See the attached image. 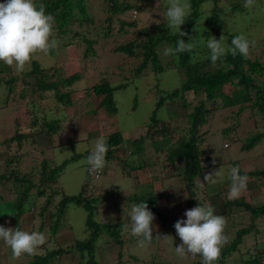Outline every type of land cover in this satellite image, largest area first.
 <instances>
[{
    "label": "rangeland",
    "instance_id": "374dc122",
    "mask_svg": "<svg viewBox=\"0 0 264 264\" xmlns=\"http://www.w3.org/2000/svg\"><path fill=\"white\" fill-rule=\"evenodd\" d=\"M129 1L138 3L142 7L141 17H138L140 13L138 10L132 9L129 16H124L126 20H120L122 19L121 16L118 17V14H114V12V19L110 23L111 29H108L109 22L106 17L109 12L102 7L105 0H90L91 6L87 0H84L88 4L87 9L91 13L96 29L92 27L89 32L86 31L85 26L80 29L84 33L94 34L93 38L96 41L95 45L98 51V54L94 55L95 57L89 56L83 59L85 48L82 51V47L85 46H81L80 56H78L75 45L71 44L65 48L58 46L48 55L38 54L32 61L33 63L37 62L40 67L62 64L65 67L66 77L75 71L82 72L80 79L72 84L75 91L70 94L71 104L76 103L81 95L85 96V98H81V103L84 104V112L89 115L87 118L91 119L92 114L96 111L97 114L104 116L99 123L103 126V135L90 132L83 139H75L80 135L79 133L74 134L75 131L72 130L76 120L73 119L70 120L71 123H66V110L61 109L63 107L61 102H67V96L60 97L51 92L44 93L41 95V101L38 95L28 96V91L26 92L27 101L29 103L30 101L38 102V104H33L34 109L31 108V105L24 106V103L21 102L16 104L7 102L6 106H0V173L3 172L9 178L8 180L1 179L2 183L5 185L12 183V176L27 179L26 185L33 183L28 192L29 196L24 202V211L18 215V220H14L16 207H13L12 204L1 205L0 226L13 228V230L19 228L30 233L35 231L43 233L46 237L45 244L37 250L35 256L24 255L16 260L12 258L11 249L5 246L3 241H0V264H33L31 261H35L38 256L46 255L59 248H65L66 252L63 250L49 264H64L67 260H71V264H78L79 252L72 246L75 241L86 240L90 231L85 207L73 199L74 197L79 198V196L81 201L93 199L92 219L98 226L103 224L107 226V229L100 228L99 236L94 242L95 250L92 260L97 262L94 264H117L119 255L124 257V260L132 255L139 260L138 263L140 264H201V257L199 256L181 258L175 252V247L180 245L182 241L176 233L174 224L179 219H186L184 213L199 205H188V193L184 181L182 179L179 181V177L176 175L182 168V160L179 159L171 163L166 157L168 145H171L180 136H188L189 123L186 113L191 110V107H185V111L182 107L183 100L180 97L167 98L162 102V105L158 107L156 117L163 122V125L172 130L166 135L161 132L152 135L151 131L157 129L159 125H153V122L148 123L157 102L164 96V92H170L183 79V75L177 71L178 69L172 63L173 56L164 55L165 48L171 47V45L165 41L154 48L158 53L160 66L162 69H166L161 74L153 68L151 62H147L140 73H136L143 59L141 54L143 48L138 52L136 50L137 54L135 55L114 50L119 45L128 42L127 37L120 33V22L130 21L136 16L139 27L145 28L160 23L167 24L165 13L168 0ZM231 1L233 2V0H217L215 3L213 0H207L205 4H202V8L200 5V13H203L201 20L197 19L195 22L205 23L204 15L213 7L214 3L217 7L228 5L225 7L227 8L225 12L228 13ZM3 2L5 0H0V3ZM229 12L231 14L223 16L227 21L225 28L237 31L236 28L239 24L236 20L247 22L249 31L256 35L253 38L247 36L249 41H255V47L250 49L249 57L253 60L257 59L264 66V0H257L256 5L250 9L244 7L243 11L234 12L231 7ZM185 27L186 22L181 26V29ZM240 28L243 29V27H238L239 30H241ZM124 29L131 34L136 31L128 27ZM82 38L77 36L74 40L82 41ZM136 41L142 40L137 39ZM27 68L22 73H16L13 67L3 64L0 67V76H4L6 79L14 74L17 76V80L23 81L22 75L28 71ZM175 71L179 76L178 82L175 81L178 79ZM100 79H107L115 88L112 93L116 106L115 111H109L102 105L101 101L104 99L105 93L95 94L93 92V83L103 82ZM258 79L264 84V71ZM21 84L22 82L19 83L20 86ZM230 88L231 86L227 85L224 90ZM3 97L1 94L0 101ZM201 97H204L201 92L198 95L191 91L183 94V98L189 105L190 103H197V99ZM88 99L92 104H87ZM205 105L208 109L205 114V122L198 126V132L195 134L199 147L206 150L210 149L209 146L214 147L215 150L211 155L212 159L218 163L237 159L239 168L244 171L264 170V136L252 149L240 150L244 138L246 139L247 136L257 132H264V121L257 117L260 115L254 109H246L244 114L241 112L236 116L237 107L222 106L219 97L214 100H205ZM32 110V117L37 115L39 118L42 116L40 121H43L42 118L45 119L43 123L40 121L38 123L39 126H44L43 129H39L40 127L38 128L37 125H33L28 120ZM170 110H173L175 114H171ZM248 110L255 114H250ZM58 114L62 117L65 115L62 121H56ZM48 123L53 124L57 131L56 129L52 131L49 138L45 134V140L42 135V138L40 135L36 137L35 133L38 131L47 132ZM77 124L81 123L77 121ZM225 128L230 130L226 135L222 132ZM118 130L121 131L123 140L117 147L112 146L110 148L114 149L111 153L107 152L105 168L99 173L90 172L87 157L94 149L96 139L99 137L106 139ZM23 134H27L26 136L30 139L20 141L19 139L23 137ZM165 136H170L171 142H164L161 146L162 149L156 150L154 143L151 144V142L161 140ZM144 137L146 140L143 143ZM39 139L42 142L45 141L44 154L39 153L41 146L38 144ZM141 142L145 146L144 153L138 151ZM23 146L24 148H22ZM205 154L203 153V155ZM43 155L47 158H44ZM64 160H67V163L61 173L57 175L56 181L49 179L45 183H40L43 163H46L45 170L48 171L55 165H60ZM136 164L140 168H135ZM232 167L231 163L219 164L215 169L218 171L222 168V180L220 178L215 184L208 182L205 184L202 183L204 178H195L192 185L194 199L196 201L201 200L202 206L206 204L214 206L215 213L218 214L222 210L221 205L224 204L225 200H229L230 169ZM226 177L228 180H225ZM248 177L249 186L241 195L245 198L244 201L251 205H259L264 202V176L253 174ZM148 191H152L154 196H158L159 200L156 206L158 212L164 215L165 219L161 221L157 214L155 215L156 219L153 224L159 227L153 230L154 239L151 244L141 247L138 244L139 238L126 240L130 234L128 232H130L131 226H124L125 223L122 225L120 221H124L126 218L130 219L131 208L136 203L134 197L137 198L142 193L147 194ZM142 195L144 196V194ZM7 197L14 198V195L10 194ZM63 197L73 198L64 207L63 219L60 217L59 223H57L55 220L57 214L59 215V201ZM230 208L235 212L233 219L232 215L225 217L228 221L225 229L228 243L232 241V237L238 231L240 224L244 223L246 216L250 222H255L260 218H253L252 216L250 218L249 211L243 206H231ZM15 221L16 224H14ZM62 222L64 225L56 234L52 235L49 231L50 224H57L58 227ZM259 226L264 227L263 218L258 220ZM109 230L118 233V239L123 242L121 245L115 243L114 236L107 232ZM157 234L162 237L156 239ZM163 236L168 237L165 239ZM262 237L261 240H257V238L254 240L251 236L244 237L238 249L228 253L223 262L218 261L217 264H245L249 255L255 253L254 246L264 247V236ZM118 252L119 255H116ZM87 261L88 254L86 253L80 264H86ZM130 262L131 264H138L133 260Z\"/></svg>",
    "mask_w": 264,
    "mask_h": 264
},
{
    "label": "trees",
    "instance_id": "16d2710c",
    "mask_svg": "<svg viewBox=\"0 0 264 264\" xmlns=\"http://www.w3.org/2000/svg\"><path fill=\"white\" fill-rule=\"evenodd\" d=\"M87 1L89 3V6H91L90 0ZM206 1L207 0H189L190 15L185 21L186 27L181 29V31L187 33V35L183 37L173 35L167 28V24L164 25L162 23L158 25H150L145 28H143L142 26L139 27L136 19L137 17L135 16L130 21L119 23L120 33L127 37L128 42L122 44L121 46L119 45V47H116L114 49L115 51L119 50L126 52L129 55H135L141 48H143L141 52L143 59L141 64L138 66L136 73H140L142 68L146 66L147 62H151L153 68L157 72H159V74H161L166 69H162L159 64L158 53L154 49L156 46L166 41L170 43L171 47L174 48L176 47V42L178 39H183L185 43H189L191 42V38L197 42V46L193 52H184L179 54L178 57L173 56L172 63L175 68L178 69L177 71L183 75L182 82H179V85L171 89L170 92H164V96L160 98L157 102L152 117L148 122H153V125H159L157 129H150L152 130V135H155L159 132L166 135L172 130L163 125V122L159 121V119L156 117L158 107L162 105V102L167 98L174 99L180 97L183 100L182 107L185 111V107H191V110L187 111L186 113L189 123L188 136H180L177 140L172 142L171 145H168V148L166 149V157L171 161V163H174L179 159H181V162H183L182 168L179 170V172L176 173V175L179 177V181L180 179L184 181V186L188 193V205H201V200L196 201L194 199L192 185L195 178L198 177L203 179L206 174L216 171L215 168L219 164L231 163L233 167L238 166L237 159L225 160L226 162L223 163H218L217 161H215V164H213L211 153L214 152L215 148L209 146L211 150L201 149L199 147V144H197V137L195 134L198 132V126L205 122V114L208 112V109L205 105V100H214L215 98L219 97L222 101V106L237 107L235 113L236 116H238L237 114H240L241 112H243L242 114H244L246 109H254L260 115V117L257 116L258 119H262L264 121V84L261 82L260 79H258V77H260L264 71V66L262 65V63L257 59H251L249 56L248 58H244L239 53L235 57L229 54L225 58H221L220 60H217L215 63H213L210 59V51L206 46L207 39L212 36L219 40L220 37L223 35L225 37L226 43H228L229 45L231 43V39L236 35L243 34L246 37L248 35L252 38L253 36L256 37V35L252 31H249L247 27V22L244 23L242 21L239 22L238 20H236L237 24H239L238 27H243V29L240 28L241 30H239L238 27L236 28L237 31H232L230 28L227 29V27L225 28V24L227 21L223 16H226L229 13L231 14V12H229L231 7L234 12L243 11V5L245 3V0H233V2L231 1L228 7V13L225 12V10H227V8L225 7H227L228 5L225 7H217L215 4L217 0H213L215 2L213 7L204 15L205 23H201L199 21L195 22V20L197 19L201 20V16L203 15V13H200V5L202 8V4H205ZM36 2L43 3L46 6V14H51L54 17L55 38L60 41L59 46L65 48L68 45L74 44L76 54H79V52H81V46L84 45L85 47H82V51L85 48L83 59L89 56L95 57L94 55L98 54V51L96 49L97 46L95 45L96 41L93 38L94 34L84 33L83 30L80 29L84 26L86 27L87 32H89L92 27L96 29L94 27L95 24L93 18L90 15L91 13L87 9V2H84V0H36ZM102 7H104V9L109 12L106 17V20H108L109 22V26L107 27L108 29H111L110 23L112 19H114V14H118V17L121 16L122 19L120 20H126L124 16H129L130 11L132 9L138 10L140 12L138 15L139 18L141 17V14L143 12L142 7H140L138 3H134L129 0H105V2L102 4ZM125 26H127L128 28H133L136 31H133L131 34L128 30L124 29L127 28ZM77 36L83 37V40H74ZM137 39H140L142 41H136ZM78 56H80V54ZM3 64L4 63L0 61V67ZM27 69L28 71H26L22 75L23 81L17 80V76L14 74H11L6 79H4V76H0V95L3 94L4 96L3 99L0 101V106H6L7 102H13L15 104L21 102L24 103V106L31 105V108L34 109L32 107L33 104H38V102L30 101L29 103L27 101V97L31 95H38L40 97L39 100H41L42 94L51 92L53 94H58L60 97H68L67 102H61V104L63 105L61 109L65 110V105L71 101L70 94L75 91L73 90L72 84L76 80L80 79L82 72L75 71L74 73H71L69 76L66 77L65 67L62 64H55L49 67H40L37 62H32ZM176 75L178 76L177 72ZM100 80H102L103 82L93 83V92L95 94L105 93V97L101 101L102 105H104L109 111H115L116 106L112 97V93L115 88L111 86L110 82L107 79ZM178 80L179 76L178 79H176L175 81L178 82ZM20 82H22L21 86L19 85ZM227 85H230L231 88L228 90H224V87ZM187 91H191L195 95H198L199 92H201L204 97L198 98L197 103H190L189 105V103H186V100L183 98V94ZM26 92L29 93L28 96H26ZM83 97L85 98V96ZM170 112L171 114H175L173 110H170ZM248 112L250 114H255L250 112L249 110ZM32 115L33 110L28 116V120L33 125H37L38 128L40 127L39 129H43L44 126H39L38 123H43L45 119L42 118L43 121H40L42 116H40L39 118L37 117V115L34 117H32ZM64 117L65 115H63V117L62 115H59L56 121L59 122V120H63ZM55 129L56 128L53 124H49V126L46 128L47 132L49 133H43L38 131L37 133H35V136L38 137L39 135H42L44 137V135L46 134L47 138H49L51 132ZM229 131V128H225L222 132L224 135H226L229 133ZM26 135L27 134H23V137L18 139L20 141H23L25 139L29 140L30 138ZM263 136V131L247 136L246 139L244 138L242 140L240 150L243 151L252 149L262 139ZM45 139L46 137H44V140ZM106 140L109 148L108 153H111V151H113L114 149L110 148L112 146L117 147V145L123 140L121 137V131L118 130L116 132H113L106 138ZM145 140L146 138L144 137L143 143ZM233 141H235V139H233ZM164 142H171L170 136H165L161 140H153L151 144L154 143V147L156 148V150H159L162 149L161 146ZM143 143L141 142V147L140 149H138V151L142 153L145 152V146ZM203 153L206 154L203 155ZM208 153H210V155H208ZM66 163L67 160H64L62 163H60V165H55L52 169L48 171L45 170V168L47 167L46 163H43V172L42 176L40 177V183H45V181L49 179L52 181H56L57 175L61 173V170L63 169ZM136 165L137 166L135 168H140L138 164ZM240 174H246L247 176L253 174L264 176V170L244 171L240 168ZM12 177V183H9V185H5L2 183L1 179L5 178V180H8L9 178L3 172L0 173V207L2 204H12L13 207L17 208V210L13 208L15 210L14 220H18V215H20V213L24 211V202L25 199L29 196L28 192L30 191L29 189L33 186V183H29L28 185H26L25 183L28 182L27 179H24L23 177ZM227 177L225 178V180H228ZM219 179L220 178H217V181ZM202 183L206 184L207 182L203 180ZM247 186H249V184H247ZM151 192L148 191L147 194L142 193L144 194V196L141 194L137 198L134 197V201L136 200L135 204L144 201L148 204L149 209L154 214H157L162 219H165V217L161 215L156 208L157 201L159 199L158 196H154ZM10 194L14 195V198L7 197ZM72 198L73 197H63L59 201V215L57 214V219L55 220L57 223H59V218H62L64 215V207L68 204V202L71 201ZM73 199L74 201L77 200V203L79 205H83L85 207V210L87 211V224L90 227L87 239L75 241V244L72 246V248L79 252L78 264L82 263L84 255L86 253L88 254V261L86 262V264L97 263L96 261L92 260L95 250L94 242L99 236L100 228L107 229V226L106 224L98 226L96 222L92 219L91 208L93 207V199L81 201L80 196L79 198L74 197ZM244 200L245 198L243 197V195L236 199H229L227 201L225 200L224 204L221 205L222 210L216 215H222L223 217H226V215H232L233 219V213L235 212V210L230 207L243 206L247 211H249L250 218L252 216L253 218L260 217L259 219H264V202L259 205H251L250 203ZM1 218L2 217L0 216V220ZM258 220L255 222H250L246 216L244 223L240 224L238 231H236L234 235L235 237L233 236L232 241L229 242L227 246L222 249L221 258L219 259L220 262H223L224 257L228 253L238 249V246L241 244L244 237L246 238L251 236V238L254 240L256 238L257 240H261L263 238L262 236H264V227H258ZM120 223L122 225L125 223L124 226L127 225V227L131 226V221L128 218H126V220L124 221H120ZM14 224H16V221L14 222ZM63 225L64 222H62L61 225L58 227L57 224H50V233L52 235L56 234L57 231ZM107 232L111 236H114L115 243L119 245L123 243L121 240L118 239V233L113 230H109ZM128 233L130 234H128L126 240H132L133 238H137L131 235V232ZM259 248L261 249L259 250ZM253 249H255V253L249 255L248 259L245 261V264H264V247L254 246ZM63 250L64 252H66L65 248L55 249L54 251H51L46 255L38 256L35 261L31 262L33 264H49L50 261L53 258L58 257V255H60ZM116 255H119V252ZM118 260L119 261L117 264H131L130 261L132 260L136 261L137 263L139 262V260L137 258H134L132 255H129L127 260H124V257H121L119 255Z\"/></svg>",
    "mask_w": 264,
    "mask_h": 264
},
{
    "label": "clouds",
    "instance_id": "9594fccd",
    "mask_svg": "<svg viewBox=\"0 0 264 264\" xmlns=\"http://www.w3.org/2000/svg\"><path fill=\"white\" fill-rule=\"evenodd\" d=\"M256 2L257 0H245L243 7L250 9ZM189 15L188 0H168L165 17L167 28L173 35L179 37L187 35L181 31V26ZM190 40L191 42L185 43L183 39H178L176 47L165 48L164 55L178 57L181 53L193 52L197 42L191 38ZM59 43L60 41L55 38L54 17L46 14V6L43 3H37L36 0H5L0 3V61L13 67L16 73L24 72L38 54L48 55L59 46ZM206 46L210 51L211 61L215 63L229 54L235 57L239 53L248 58L250 49L255 47V41H249L245 35L240 34L234 36L229 45L223 35L219 40L212 36L207 39ZM107 152V140L104 137L97 138L94 149L87 157L90 172L103 171ZM217 178L222 179V168L204 176V180L210 184L217 183ZM230 180L229 199L239 198L247 188L249 177L246 174L241 175L239 166H235L230 169ZM156 208L158 210L157 206ZM155 215L144 201L134 204L131 208L130 232L139 238L138 244L141 247L151 244L154 239L153 230L159 227L153 224ZM184 215L186 219H179L174 224L176 233L182 241L175 247L176 254L181 258L199 256L201 264H217L221 258L222 248L228 243V237L225 235L227 227L225 217L216 215L210 204L189 209ZM159 218L163 221L161 217ZM160 237L162 236L157 234L155 238ZM163 237L166 239L168 236ZM0 241L11 249L12 258L16 260L24 255L35 256L37 250L45 244L46 237L43 233L35 231L30 233L19 228L13 230L0 226Z\"/></svg>",
    "mask_w": 264,
    "mask_h": 264
},
{
    "label": "crops",
    "instance_id": "0c3cea01",
    "mask_svg": "<svg viewBox=\"0 0 264 264\" xmlns=\"http://www.w3.org/2000/svg\"><path fill=\"white\" fill-rule=\"evenodd\" d=\"M82 97L83 96L81 95V98ZM81 98L76 103L71 104V101H72L71 100L70 102H68L65 105V110L67 113V117H66L67 122L66 123H71L70 120H73V119L76 120V123H74L72 130L75 131L74 134L79 133L80 135H78V138H75V139H79V140L83 139L86 137L87 134H90V132L99 133L100 135H103V133H104L103 126H101V124L99 125V123H101L102 120H100V119H102L104 116L97 114V111H96L95 113L92 114L91 119L87 118V116H89V115L84 112V104L81 103ZM89 101H90L89 99L86 101L87 104L90 103ZM90 104H92V103H90ZM96 119H97V121H96ZM77 121L80 122L81 124H77ZM84 125H86V126H84ZM38 144L41 145L39 148V152L43 153L45 151V148H46L45 141L42 142V140L40 141V139H39ZM43 156H44V158H47V156H45V155H43ZM153 223H155V220ZM58 241H60V240H58ZM65 263L71 264V260H67Z\"/></svg>",
    "mask_w": 264,
    "mask_h": 264
}]
</instances>
